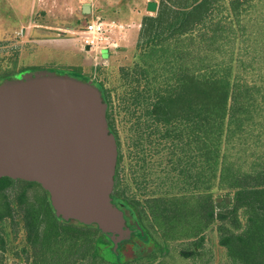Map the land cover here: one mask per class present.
I'll return each instance as SVG.
<instances>
[{"label":"trees","instance_id":"16d2710c","mask_svg":"<svg viewBox=\"0 0 264 264\" xmlns=\"http://www.w3.org/2000/svg\"><path fill=\"white\" fill-rule=\"evenodd\" d=\"M95 83L118 144L111 198L148 250L115 249L97 226L57 218L38 184L18 181L39 186L43 204L25 192L10 200L3 192L16 181L3 178L0 255L29 264H264V0H161L118 85ZM16 219L25 244L10 252Z\"/></svg>","mask_w":264,"mask_h":264},{"label":"water","instance_id":"95a60500","mask_svg":"<svg viewBox=\"0 0 264 264\" xmlns=\"http://www.w3.org/2000/svg\"><path fill=\"white\" fill-rule=\"evenodd\" d=\"M82 10L89 15L90 4ZM157 11L158 4L150 2L148 12ZM107 110L100 88L91 80L51 70L4 80L0 180L40 185L57 218L97 226L117 249L131 230L111 198L119 152ZM225 202L230 204V198Z\"/></svg>","mask_w":264,"mask_h":264},{"label":"rangeland","instance_id":"374dc122","mask_svg":"<svg viewBox=\"0 0 264 264\" xmlns=\"http://www.w3.org/2000/svg\"><path fill=\"white\" fill-rule=\"evenodd\" d=\"M140 2L114 0L112 3H96L104 18L125 24L128 30L123 33L118 48L89 52L83 47L79 34L87 21L81 9V0H0V82L4 81L2 76L5 75L9 77L17 73L51 70L97 82L106 89L118 85L121 70L135 61L143 18L156 15L148 12L145 2ZM151 2H156L159 7L161 0ZM22 192L26 193L29 201L38 205L45 202L46 194L39 186H27L18 181L3 195L14 200ZM3 195L0 194V207ZM13 224L16 234H11L13 243L8 248L10 252L20 251L25 244L20 220L16 219ZM127 228L131 234L122 243H130L135 256L143 255L148 250L149 242L140 236V231L132 224L127 223ZM29 263L26 256L0 255V264Z\"/></svg>","mask_w":264,"mask_h":264},{"label":"built area","instance_id":"2783aa9c","mask_svg":"<svg viewBox=\"0 0 264 264\" xmlns=\"http://www.w3.org/2000/svg\"><path fill=\"white\" fill-rule=\"evenodd\" d=\"M81 3L90 4L91 7L90 14L86 15L87 21L79 33L83 47L89 48V52L118 48L123 33L128 30L127 25L104 18L96 8L94 0H81Z\"/></svg>","mask_w":264,"mask_h":264},{"label":"crops","instance_id":"0c3cea01","mask_svg":"<svg viewBox=\"0 0 264 264\" xmlns=\"http://www.w3.org/2000/svg\"><path fill=\"white\" fill-rule=\"evenodd\" d=\"M99 1H101V2L103 1L104 3H105L106 1H111V3H112L114 0H96L95 4L98 3ZM137 1H139V2H140V1H141V2H145V3L148 5L151 1H154V0H137ZM38 2H39V0H38ZM141 2H140V3H141ZM83 6H84V5H82V8H83ZM137 11L139 12V9H137Z\"/></svg>","mask_w":264,"mask_h":264}]
</instances>
